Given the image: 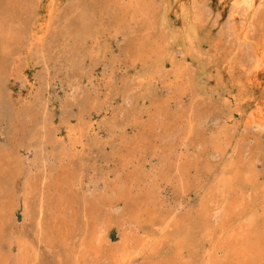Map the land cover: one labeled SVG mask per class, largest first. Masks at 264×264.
<instances>
[{"label":"rangeland","instance_id":"obj_1","mask_svg":"<svg viewBox=\"0 0 264 264\" xmlns=\"http://www.w3.org/2000/svg\"><path fill=\"white\" fill-rule=\"evenodd\" d=\"M263 49L264 6L0 0V264H264Z\"/></svg>","mask_w":264,"mask_h":264},{"label":"bare ground","instance_id":"obj_2","mask_svg":"<svg viewBox=\"0 0 264 264\" xmlns=\"http://www.w3.org/2000/svg\"><path fill=\"white\" fill-rule=\"evenodd\" d=\"M227 1H229V3L231 4V7L234 8L236 10V12H240V13H241V11L242 12L243 11L244 12L253 11L255 8H257L259 6L261 8L264 6V0H227ZM254 61L255 62H254L253 67H254V71L256 73L255 80H257L264 87V49L261 52V54H259L258 57H255Z\"/></svg>","mask_w":264,"mask_h":264}]
</instances>
